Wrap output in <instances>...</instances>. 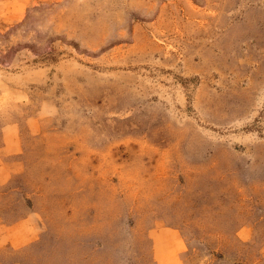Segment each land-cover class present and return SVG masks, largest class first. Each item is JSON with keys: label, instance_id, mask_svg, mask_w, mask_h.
<instances>
[{"label": "rangeland", "instance_id": "374dc122", "mask_svg": "<svg viewBox=\"0 0 264 264\" xmlns=\"http://www.w3.org/2000/svg\"><path fill=\"white\" fill-rule=\"evenodd\" d=\"M0 264H264V0H0Z\"/></svg>", "mask_w": 264, "mask_h": 264}]
</instances>
